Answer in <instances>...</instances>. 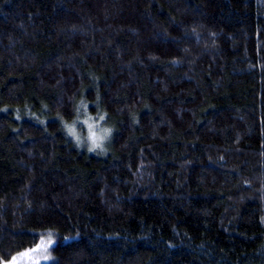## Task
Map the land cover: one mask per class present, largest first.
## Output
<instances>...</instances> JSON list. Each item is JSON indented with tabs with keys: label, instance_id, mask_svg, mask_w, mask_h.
I'll use <instances>...</instances> for the list:
<instances>
[{
	"label": "trees",
	"instance_id": "trees-1",
	"mask_svg": "<svg viewBox=\"0 0 264 264\" xmlns=\"http://www.w3.org/2000/svg\"><path fill=\"white\" fill-rule=\"evenodd\" d=\"M0 264H264V0H0Z\"/></svg>",
	"mask_w": 264,
	"mask_h": 264
},
{
	"label": "clouds",
	"instance_id": "clouds-1",
	"mask_svg": "<svg viewBox=\"0 0 264 264\" xmlns=\"http://www.w3.org/2000/svg\"><path fill=\"white\" fill-rule=\"evenodd\" d=\"M83 107V102L81 103ZM105 115H100L99 120L104 121ZM92 117L88 116L83 120V124L86 125V133L82 134L80 130L76 128L77 121L71 123L64 121L62 127L65 130V134L72 138L77 148H87V151L100 152L106 151L105 145L110 140L113 133V128L111 126L104 125L97 129V125L91 122Z\"/></svg>",
	"mask_w": 264,
	"mask_h": 264
},
{
	"label": "rangeland",
	"instance_id": "rangeland-1",
	"mask_svg": "<svg viewBox=\"0 0 264 264\" xmlns=\"http://www.w3.org/2000/svg\"><path fill=\"white\" fill-rule=\"evenodd\" d=\"M92 123H94L95 125H97V129L98 128H100V127H103L104 125H107L106 123H105V121H101V120H96V119H93V121H91ZM80 124V123H79ZM79 124L78 125H75L76 126V128L78 129V126H79ZM108 126V125H107ZM85 129H86V126L84 127ZM87 130V129H86ZM85 133H86V131H85ZM85 133H83V134H85ZM108 143H109V141L107 142V144L105 145V148H107V146H108ZM107 150V149H106ZM96 153H100V152H96ZM103 153H105V152H103Z\"/></svg>",
	"mask_w": 264,
	"mask_h": 264
},
{
	"label": "snow or ice",
	"instance_id": "snow-or-ice-1",
	"mask_svg": "<svg viewBox=\"0 0 264 264\" xmlns=\"http://www.w3.org/2000/svg\"><path fill=\"white\" fill-rule=\"evenodd\" d=\"M51 243H52V241H51V239H49L48 242H47V245H44V244L42 243L41 245H38L37 248H38V249H42V250H46V249H47V246H48V245H51ZM33 251H36V249H33ZM22 255H27V253H24V254H22ZM44 258L47 259L46 256H45Z\"/></svg>",
	"mask_w": 264,
	"mask_h": 264
}]
</instances>
